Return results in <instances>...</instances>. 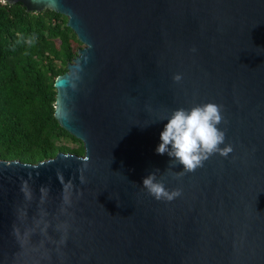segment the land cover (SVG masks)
<instances>
[{
	"label": "water",
	"instance_id": "95a60500",
	"mask_svg": "<svg viewBox=\"0 0 264 264\" xmlns=\"http://www.w3.org/2000/svg\"><path fill=\"white\" fill-rule=\"evenodd\" d=\"M2 1L65 16L83 45L54 116L84 154L0 160V264H264V0ZM209 102L233 151L169 174L167 118ZM157 169L179 197L142 187Z\"/></svg>",
	"mask_w": 264,
	"mask_h": 264
},
{
	"label": "trees",
	"instance_id": "16d2710c",
	"mask_svg": "<svg viewBox=\"0 0 264 264\" xmlns=\"http://www.w3.org/2000/svg\"><path fill=\"white\" fill-rule=\"evenodd\" d=\"M82 47L65 16L0 0V160L35 165L84 154L54 116L55 81Z\"/></svg>",
	"mask_w": 264,
	"mask_h": 264
},
{
	"label": "clouds",
	"instance_id": "9594fccd",
	"mask_svg": "<svg viewBox=\"0 0 264 264\" xmlns=\"http://www.w3.org/2000/svg\"><path fill=\"white\" fill-rule=\"evenodd\" d=\"M174 82L179 83L182 76L177 74L173 77ZM223 107L209 102L197 104L190 109L179 108L174 110L164 130L160 134L161 143L156 149L158 155L167 154L171 159L167 172L176 177L193 173L203 167L204 163L214 154L227 158L233 151L231 145L223 148L225 143V131L218 126L224 121ZM85 159V164L88 160ZM177 165L183 166V171L173 172ZM159 170H155L143 179V188L157 201H172L181 195L179 189L169 191L165 187L164 177L157 178ZM62 180V175L58 174ZM84 182L83 176L80 177ZM71 184H65L67 191ZM67 201V197H65ZM119 206V204H118Z\"/></svg>",
	"mask_w": 264,
	"mask_h": 264
},
{
	"label": "rangeland",
	"instance_id": "374dc122",
	"mask_svg": "<svg viewBox=\"0 0 264 264\" xmlns=\"http://www.w3.org/2000/svg\"><path fill=\"white\" fill-rule=\"evenodd\" d=\"M73 147H76V145H74Z\"/></svg>",
	"mask_w": 264,
	"mask_h": 264
}]
</instances>
